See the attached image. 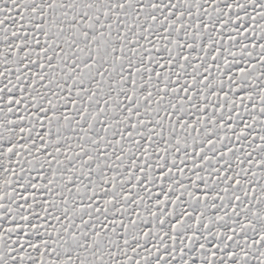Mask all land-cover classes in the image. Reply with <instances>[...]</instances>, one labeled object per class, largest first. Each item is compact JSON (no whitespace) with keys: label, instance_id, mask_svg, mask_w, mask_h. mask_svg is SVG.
<instances>
[{"label":"snow or ice","instance_id":"snow-or-ice-1","mask_svg":"<svg viewBox=\"0 0 264 264\" xmlns=\"http://www.w3.org/2000/svg\"><path fill=\"white\" fill-rule=\"evenodd\" d=\"M0 264H264V0H0Z\"/></svg>","mask_w":264,"mask_h":264}]
</instances>
